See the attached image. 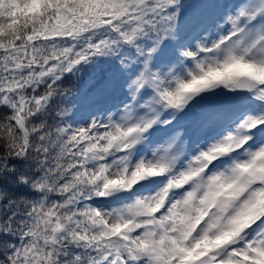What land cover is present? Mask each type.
<instances>
[{
	"label": "rangeland",
	"instance_id": "obj_1",
	"mask_svg": "<svg viewBox=\"0 0 264 264\" xmlns=\"http://www.w3.org/2000/svg\"><path fill=\"white\" fill-rule=\"evenodd\" d=\"M42 1L25 0L22 6L34 12L42 6ZM195 1H185L190 10L178 18L176 31L164 37L161 45L158 34L146 28L151 25L167 30L171 24V14L162 22L158 19V10L163 11L160 0H113L121 5V10L128 5L133 10L140 9L136 13L139 35L132 38L137 45L141 36L142 43L136 46L127 40L131 47L129 57L136 68L134 74L128 72L130 80L121 76L118 97L104 103L107 106L114 102L116 108L103 111L104 121L92 117L85 122L100 141L99 168L104 173L100 194L115 188L113 192L121 191L124 196L113 203L103 202L92 217L101 222L102 231L129 229L121 221L123 216L141 225L133 239L138 240L137 247L124 255L121 252L124 264H195L197 261L208 264L211 258L215 264H264V227L257 230V224H264V189L261 188L264 183L260 179L264 178V133L253 130L248 138L252 142L244 151L202 173L205 162L213 166L223 152L235 151L238 144L248 141L243 137L247 136L243 124L264 114V45L252 56L245 55L253 42L264 38V25L257 26V20H250L255 22L254 26L223 46L217 37L227 39L240 31L246 19H254L257 11L264 14V0H201L199 6ZM113 2L110 4L114 7ZM62 10L70 16L65 7ZM199 28L200 35L189 40ZM188 33L191 34L187 38ZM147 56L151 57L149 72ZM168 60L173 75L166 78L163 64ZM244 74L251 75L256 82L245 108L240 107L241 99L232 100L231 105L227 99L224 101L227 103L218 106L214 103L180 106L187 92L216 81L229 85L227 97H230L233 82H240L238 78ZM80 95L83 106L90 103L91 93L87 89ZM146 102L154 107L149 109ZM251 162H255L254 168ZM149 169L157 173L151 174ZM98 171L91 173V179ZM171 182L176 186L172 187ZM257 193L263 194L262 197ZM255 195L258 203L251 210ZM127 201L133 203L132 212L124 214L119 207ZM211 204L215 206L210 211ZM151 208L157 210L154 220L149 215ZM226 211L228 215L223 220ZM206 216L210 218L202 228L200 224ZM60 227L58 223L57 231ZM242 230H247L246 238L257 230L248 245L239 244L243 238L236 235L242 234ZM59 236L57 233L51 239ZM99 236L103 243L105 235ZM139 247L143 248L142 253L137 252ZM119 262L120 258L115 257L112 264Z\"/></svg>",
	"mask_w": 264,
	"mask_h": 264
},
{
	"label": "trees",
	"instance_id": "obj_2",
	"mask_svg": "<svg viewBox=\"0 0 264 264\" xmlns=\"http://www.w3.org/2000/svg\"><path fill=\"white\" fill-rule=\"evenodd\" d=\"M24 1L0 0V264H112L137 228L123 216L129 229L102 231L92 217L117 192L100 194V141L85 121H104L103 111L115 108L104 103L118 97L121 76L135 73L127 40L136 45L141 11L121 10L113 0H43L32 12ZM185 1L160 0L158 19L172 17L167 30L146 25L161 45L190 10ZM86 89L91 99L83 106Z\"/></svg>",
	"mask_w": 264,
	"mask_h": 264
},
{
	"label": "water",
	"instance_id": "obj_3",
	"mask_svg": "<svg viewBox=\"0 0 264 264\" xmlns=\"http://www.w3.org/2000/svg\"><path fill=\"white\" fill-rule=\"evenodd\" d=\"M244 77H245L244 79L243 77L239 78L240 82L236 83L235 87H238L239 85H246L247 89H244V91L245 93H247L252 90L253 80L247 76H244ZM247 80H249L250 81L249 83L251 84L247 83ZM216 87H220L221 89L219 88L220 89L219 91H210V90L217 89ZM226 88H227V85L225 83L217 82L205 88H202L198 91L189 92L184 97L181 105L189 106L193 100H197L198 102H206V101H209L211 98H217V99L222 98L225 96ZM239 94H241V91H238V92L235 91L234 93V95H239Z\"/></svg>",
	"mask_w": 264,
	"mask_h": 264
},
{
	"label": "bare ground",
	"instance_id": "obj_4",
	"mask_svg": "<svg viewBox=\"0 0 264 264\" xmlns=\"http://www.w3.org/2000/svg\"><path fill=\"white\" fill-rule=\"evenodd\" d=\"M173 62H174V59H173Z\"/></svg>",
	"mask_w": 264,
	"mask_h": 264
}]
</instances>
